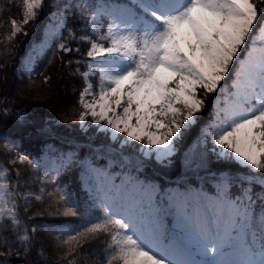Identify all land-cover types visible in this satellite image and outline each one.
I'll return each mask as SVG.
<instances>
[{
  "label": "snow or ice",
  "instance_id": "6c2138e0",
  "mask_svg": "<svg viewBox=\"0 0 264 264\" xmlns=\"http://www.w3.org/2000/svg\"><path fill=\"white\" fill-rule=\"evenodd\" d=\"M42 5L43 0H25L22 24L34 20ZM132 5L110 11L108 5H95L86 22L109 46L81 37L91 44L87 57L94 61L83 77L87 81L98 73L99 91L94 94L91 83L81 91L79 124L86 127L91 116V123L110 139L124 134L125 143L138 144L142 161L154 156L167 167L177 142L195 125L204 98L220 91L231 72L234 91L223 89L226 103L217 106L213 122L201 129L197 146L210 141L207 150L216 163L247 168L250 174L241 187L248 196L246 201L230 196V177H223L216 199L210 201L213 219H208L189 212L185 194H169L179 230L168 233L158 212L145 218L142 202L106 194L100 200L101 216L63 243L82 246L78 238L110 234L112 242L103 250L107 255L98 264H264V0H132ZM103 14L112 18L101 36L97 23ZM11 25L10 39L23 31L15 19ZM69 34L75 38L72 30ZM58 48L73 51L65 43ZM86 96H94L93 101ZM253 184L261 189L255 199ZM142 191L151 201L154 188L142 186ZM10 195L9 186L0 185V228L5 219L19 226L14 200L7 207L5 197ZM69 200L60 196L63 215H81ZM18 239L26 243L29 238Z\"/></svg>",
  "mask_w": 264,
  "mask_h": 264
},
{
  "label": "trees",
  "instance_id": "16d2710c",
  "mask_svg": "<svg viewBox=\"0 0 264 264\" xmlns=\"http://www.w3.org/2000/svg\"><path fill=\"white\" fill-rule=\"evenodd\" d=\"M97 1L44 0L47 11L45 17L38 21L37 28L26 36L23 33L16 35L14 41H11L10 36L13 32L11 20H16L23 15L25 0H0V133L11 137L7 140L12 139L10 144L15 147L14 149L17 148L19 152L25 153L29 158L28 161L34 162L32 164L26 162L21 166L18 161H13L10 157L5 159L0 153V166L3 164L2 168L0 167V176L4 184L11 189L12 195L8 196V199L11 207L14 200L19 221L18 227H13L10 220L2 221L4 227L0 228V264H98L107 255L103 250L112 242L110 234L91 236V239L78 238L82 246L71 240L67 244L63 243L68 240L69 234L74 235L76 231H82L83 226L100 217L101 205L89 196L81 183L79 178V173L83 170L80 164L81 159L67 164L56 178L47 182L41 181L39 173L43 168V156L50 150H68L74 147L80 153H84V150L93 154L100 153L102 155L100 161L106 160L107 157H114L116 161L123 162L124 165L131 166L136 171L139 168H146L144 175L157 177L163 183H169V181L163 180L159 174L153 175L149 171L151 168L155 167L163 174L172 176L171 178H180L179 183L182 184L188 182L186 180L190 178H193L192 181L195 182L211 184L215 177L229 176L235 193L243 192L241 187L245 183L243 178L250 174L249 171L234 163L226 164L225 169L217 168L220 163H216L215 157L207 150L210 147L197 146L200 128L212 116L213 103L219 95L234 91L230 87L233 74L222 86L221 92L203 97L206 100L204 113L201 112L203 113L201 117L197 116L195 126L187 131L183 144L168 169L159 167L152 161H150L152 165L149 166L150 163L146 160L142 161L141 156L136 152L106 141L85 137L84 131L79 127L76 128L78 125L72 119L71 112L66 116L68 112L65 111V107L59 108L58 113H53L43 105L32 106L26 102L27 98L24 95L15 94L13 82L31 86L41 81L43 77H47L46 87L51 86L47 89L49 92L51 90V95L46 97V101L53 99L54 102L63 105L67 99L62 96V92L70 88L73 83L72 89L76 94L75 104H79L78 98L85 85L83 73L89 60L87 52L91 48V44L82 40L81 37L91 36L92 40L96 37L87 28L86 22ZM65 6L67 10L60 14ZM52 19H56L52 22L60 24V32L50 29L47 35L46 33L41 36L34 35L42 23L46 20L50 22ZM3 25L10 28V36L3 32ZM69 30L75 33V38L70 36ZM253 31L255 32L256 29L254 28ZM29 42L37 45L38 60L34 74L27 77L20 75L19 72L20 63ZM59 43H65L73 51L59 50ZM54 75H58V78L52 84ZM223 89H228V92ZM55 93L60 94L61 98L55 96ZM204 116L208 117L204 118ZM48 138L51 139L49 142H42ZM104 139L102 135L100 140ZM49 144L54 145V148L50 149ZM39 146H42L44 151L42 149L39 153L34 152ZM22 168L25 171H22ZM219 173L222 174L219 175ZM35 178L37 185L45 188L38 197L30 194L36 192L34 185L31 184L35 182ZM253 186L261 191L258 185L253 184ZM25 195L28 196L27 200L23 199ZM61 195L70 197L69 205L73 203L77 205L82 214L76 217L63 215L64 202L60 201ZM255 207L259 213L260 203L257 202ZM33 228L34 232L31 231ZM21 236H27L28 241L21 243L18 239ZM69 248L74 249L70 255L67 254Z\"/></svg>",
  "mask_w": 264,
  "mask_h": 264
},
{
  "label": "rangeland",
  "instance_id": "374dc122",
  "mask_svg": "<svg viewBox=\"0 0 264 264\" xmlns=\"http://www.w3.org/2000/svg\"><path fill=\"white\" fill-rule=\"evenodd\" d=\"M44 0L42 7L37 9V16L34 20L29 22L27 25L22 24L23 18H24V9H23V15L16 19L18 22V25L23 29L22 32L18 33L17 35H25L26 32L29 34L32 30L37 28L38 21L45 17L47 9L44 7ZM97 5H108L110 10H113L115 8H125V7H132V0H98ZM111 16L108 14H103L100 17V20L97 23V27L99 28V32L101 36H104L107 33L108 30V24L111 22ZM58 19V18H56ZM56 19H52L50 22L47 20L45 23H42L41 26L38 27V31L34 34L36 36H41L42 34L47 35L49 33L50 29H53L57 32H60V24L58 22H52ZM8 25V24H7ZM6 25H3V32L10 36V28H6ZM14 31V29H13ZM29 31V32H28ZM26 36V35H25ZM96 36V35H95ZM11 37V36H10ZM11 41H14V37L10 39ZM94 40L97 41V43H103L105 47L109 46V43L104 40H99L96 37H94ZM38 60V50L37 45L35 43H28L26 47V53L20 63V75L30 77L34 74L35 71V65ZM97 61L100 60L99 57L96 58ZM91 61L89 58L88 64ZM89 71L88 65L87 68L84 69V73ZM232 73L230 72L229 76L226 77L225 81L222 82V86L227 83ZM58 75H54L52 84H54L55 80H57ZM41 81H37L35 84L31 86H27L23 83H14L13 87H15V94L17 95H24L29 104L36 105V106H44L46 109H48L50 112L53 111V113H58L59 108L65 107V111H67L68 116L71 112V115H73V120H75V123H77L76 128H80L85 133V137L96 139L97 141H106L107 143H112L114 145H117L121 148L128 149L130 151L136 152L140 156L139 152V145L138 144H127L123 141L122 137L124 134H120V138L118 139H110L109 133L101 132L97 129V126L93 125L91 123L92 117L89 116L86 120V127H82L78 122V116L81 111H84V109L79 105L75 104L76 101V94H74V91L72 87L74 86L73 83L70 85V88L63 90L64 98L67 99L66 102H63L62 107L59 105L56 101L54 102L53 99H50V101H46V97H50L51 90L49 92L50 87H46L48 81L45 80V77L40 79ZM86 83L92 84V92L98 93L99 91V74L97 73L95 76H89L87 78ZM83 87V89H84ZM82 89V90H83ZM81 90V91H82ZM48 91V92H47ZM222 89L216 93L221 92ZM81 93V92H80ZM56 94V93H55ZM55 96H59L58 98H61L60 94H56ZM227 94H221L218 96L216 101L213 103V113L211 118L206 122L201 128L206 127L207 125L211 124L213 120L215 119V111L217 106L223 107L226 103V97ZM80 97V96H79ZM95 98H98L96 96ZM201 98H203V95H201ZM79 99V98H78ZM87 102H92L94 99V96H86ZM57 103V104H56ZM206 104V100H204V105L202 108V111H204V107ZM62 109V110H63ZM119 112L122 113V108L118 109ZM198 113L197 116L200 115V117L203 115ZM66 113V112H65ZM109 115H112L109 113ZM197 116H196V122H197ZM208 116H204V118H207ZM195 122V123H196ZM133 123H135V119H133ZM80 125V126H79ZM195 126V125H194ZM199 131V132H200ZM187 132L184 133L183 137L177 142L176 144V152L171 158V163L167 167H163L165 169H168L173 164V159H175L176 154L179 150V148L183 144V139H185ZM104 136V140H100L101 136ZM199 135V134H198ZM199 137V136H198ZM7 138H11L5 133H0V153L3 154V158H12L13 161H18L20 165H24V163L28 162L29 158L27 157V160L20 161V157H26L25 153L19 152L13 145L12 139L10 141L7 140ZM51 140L50 138L43 140L42 142H49ZM46 144V143H45ZM45 146V145H43ZM50 149L54 148V145L49 144L48 145ZM211 148L210 141L206 145ZM44 148L42 146H39L34 152L37 151L39 153ZM84 153H80L78 149L72 147L68 148V150H59V151H48L43 156V168L40 170L39 177L42 182H47L48 180H52L53 178H56L59 173L63 170V168L71 163L72 161L76 159H81L80 164L82 166V172L79 173V178L81 180L82 185L87 190L89 196L95 200L99 205L101 198H103L106 194L111 195L112 193H116L118 196L122 197L125 202H142L143 208L142 211L144 212L145 218L148 217V215L156 211L159 213L160 218L162 220V227L163 230L171 233L173 231H178L177 228V208L176 205L169 199V194L174 193H182L185 194L190 203L187 205L189 212L207 217L208 219H213V208L210 203V201H213L216 199L218 193H219V184L223 178L222 177H215L212 180V183L205 184L202 181L195 182L193 178L187 179L186 183H178L177 177L169 176L167 174H163L160 170L156 169L155 167L151 168L149 171L153 173V175L157 176L156 174L161 175L160 177L163 180L169 181V183H163L161 182L157 177H151L150 175H144L146 168H139L138 171L131 168V166L124 165L123 162H118L114 157H107L106 160L100 161L102 156L100 153H89V151L84 150ZM98 151V150H97ZM33 154V153H32ZM85 154V155H82ZM82 156V157H79ZM93 156V157H92ZM124 157V156H123ZM124 159H126L124 157ZM144 160L148 161L151 166V162H154L159 167H162L159 165L156 161L154 156L152 158H145ZM82 161V163H81ZM1 164V168H2ZM219 169H225L226 164L220 163L219 166H217ZM245 170L249 171L247 168H244ZM22 171H25L24 168H22ZM161 172V173H160ZM222 173H219V175ZM49 176V177H48ZM184 177V176H181ZM35 178V182L31 183L34 185V190L36 192L30 193L31 195L35 194L37 197L41 196V194L44 192L45 188L44 186L37 185ZM165 182V181H164ZM230 183L232 187L229 190V195L233 197H237L241 199L242 201H246V198L248 196V191L246 187H243L242 193H235L233 191V183L230 180ZM4 184V180L2 176H0V185ZM256 185V184H255ZM142 186H151L154 188V192L151 197V201L148 200V198L144 195L142 191ZM252 188V194L253 198L255 199L258 197V195L261 193L260 190L256 189L255 186H251ZM5 200L8 201L7 207L11 208V204L9 202L8 196L5 197ZM103 233H100L98 236H100ZM91 239V236H89Z\"/></svg>",
  "mask_w": 264,
  "mask_h": 264
}]
</instances>
